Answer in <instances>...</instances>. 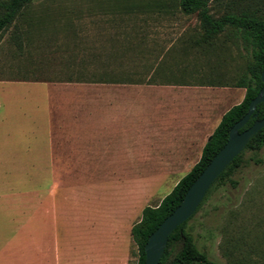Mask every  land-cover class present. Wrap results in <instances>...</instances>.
Instances as JSON below:
<instances>
[{
  "label": "rangeland",
  "instance_id": "rangeland-1",
  "mask_svg": "<svg viewBox=\"0 0 264 264\" xmlns=\"http://www.w3.org/2000/svg\"><path fill=\"white\" fill-rule=\"evenodd\" d=\"M230 1L212 0L214 14ZM241 5L264 12V0ZM200 31L198 15L184 13L178 0L35 1L0 38V81L87 93L97 81L146 75L151 70L141 62L165 56L174 67L164 77L236 83L250 50L230 32L216 51L184 43ZM31 95L36 104L45 98L41 89L0 84V264H137L133 225L192 166L162 179L160 166L25 157L26 147L40 142L27 132L41 125L38 112L26 108ZM56 97L65 96L50 93V101ZM259 157L237 172V186H216L188 222L198 247L222 264H264V147ZM31 240H46L47 250H31Z\"/></svg>",
  "mask_w": 264,
  "mask_h": 264
},
{
  "label": "crops",
  "instance_id": "crops-1",
  "mask_svg": "<svg viewBox=\"0 0 264 264\" xmlns=\"http://www.w3.org/2000/svg\"><path fill=\"white\" fill-rule=\"evenodd\" d=\"M163 57L141 62L140 68L151 70L146 75L97 81L87 93L43 81H0L45 92L40 104L34 99L38 96L26 99L27 110L38 112L41 125L28 129L39 135L40 142L27 146L25 157L40 156L47 164L160 166L162 179L182 166L193 167L223 115L243 100L246 89L164 77L156 70L170 72L174 66ZM53 91L65 97L50 103ZM47 244L30 241L31 250L38 252L46 251Z\"/></svg>",
  "mask_w": 264,
  "mask_h": 264
},
{
  "label": "trees",
  "instance_id": "trees-1",
  "mask_svg": "<svg viewBox=\"0 0 264 264\" xmlns=\"http://www.w3.org/2000/svg\"><path fill=\"white\" fill-rule=\"evenodd\" d=\"M35 1L41 0H0V38L12 26L18 27V20L23 11ZM242 1L245 2V0L240 2L231 0L223 14L215 15L211 4L212 0H178V5L184 13L197 14L200 20L201 31L189 35L184 40V43L190 48L204 53L216 51L221 49L223 45L220 43V36L230 32L250 50L251 57L245 69L239 74L237 82L234 83L244 87L246 93L240 103L232 106L223 115L219 125L206 142L199 162L177 182L160 203L144 207L141 219L131 229L132 236L138 246L137 264H144L145 262V244L149 236L181 203L191 184L227 142L231 127L248 112L251 100L264 86L261 79L264 70V12L261 13L258 9L243 6L241 5ZM167 71L165 69L156 70L158 74L163 76H167L165 74ZM262 118H264V101L257 105L253 115L240 131L245 130L256 120ZM263 147L264 127L253 136L244 150L232 160L215 180L197 211L216 186L227 183L237 186L238 181L234 176L242 167L251 160L261 163L263 160L259 157V151ZM246 151H251L252 155L246 157ZM193 216L171 233L160 264H222L212 259L207 252L200 249L196 244L193 234L187 229L188 222Z\"/></svg>",
  "mask_w": 264,
  "mask_h": 264
},
{
  "label": "water",
  "instance_id": "water-1",
  "mask_svg": "<svg viewBox=\"0 0 264 264\" xmlns=\"http://www.w3.org/2000/svg\"><path fill=\"white\" fill-rule=\"evenodd\" d=\"M261 79L264 82V70ZM262 101H264V86L257 96L251 100L248 112L231 127L227 142L191 184L181 203L149 236L145 244L146 257L144 264H160L171 233L195 214L215 180L232 160L244 150L253 136L264 127V118H262L256 120L245 130L240 131L253 115L257 105Z\"/></svg>",
  "mask_w": 264,
  "mask_h": 264
}]
</instances>
